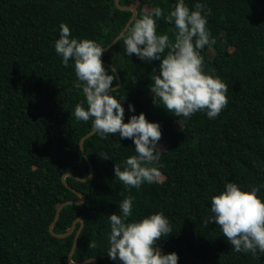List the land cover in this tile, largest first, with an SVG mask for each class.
<instances>
[{
  "label": "trees",
  "instance_id": "trees-1",
  "mask_svg": "<svg viewBox=\"0 0 264 264\" xmlns=\"http://www.w3.org/2000/svg\"><path fill=\"white\" fill-rule=\"evenodd\" d=\"M118 2L135 6L138 17L155 6L167 14L176 0ZM197 2L212 9L207 28L215 41L201 51L203 71L228 85V105L216 118L203 111L176 118L153 103L150 76L154 68L158 74L159 60L128 56L121 39L105 50L102 62L111 63L120 75L121 85L110 94L124 96V121L143 112L160 125L157 151L163 177L139 190L124 188L113 166L123 168L124 160L135 154L132 140L118 134L101 138L96 132L87 137L83 147L93 176L86 181L65 176L85 200L63 206L53 226L64 233L75 218H83L71 256L75 262L95 257L97 264H117L107 255L108 215L119 214V203L131 195L130 221L156 212L169 219L173 233L158 241V247L177 253L178 264H264V255L234 252L219 226L203 225L211 215L212 195L226 182L243 190L259 186L257 195L264 201V0H185L190 10ZM131 13L114 0H0V264H70L68 253L80 222L66 237L54 236L49 224L61 202L79 199L62 175H89L79 142L92 127L91 121L73 116L75 105L84 101L83 92L74 87V62L65 67L54 43L65 23L74 38L104 47ZM173 31L174 24L157 21L158 34L171 37ZM117 83L116 76L112 86ZM93 240L94 249L87 246Z\"/></svg>",
  "mask_w": 264,
  "mask_h": 264
},
{
  "label": "clouds",
  "instance_id": "clouds-1",
  "mask_svg": "<svg viewBox=\"0 0 264 264\" xmlns=\"http://www.w3.org/2000/svg\"><path fill=\"white\" fill-rule=\"evenodd\" d=\"M211 13L204 3L197 2L190 10L185 0H176L167 14L160 6L140 14L120 35L128 56L135 55L144 62L159 60L158 74L154 68L150 76L153 103L176 118H189L202 111L216 118L228 105V85L203 71L201 51L215 42L207 28ZM161 18L174 24L171 37L157 33ZM54 47L65 67L74 62V87L83 92L84 101L74 108L75 119L91 121L101 138L118 134L121 139H131L135 146V154L124 160L123 168L114 164V176L126 189L139 190L142 184L159 183L160 125L148 121L143 112L124 121V96L118 99L110 94L116 76L102 63L105 47L91 39L74 38L65 23L59 25ZM128 109L134 111L133 105L129 104ZM100 157L110 159L106 154ZM259 191V186L243 190L234 182H226L222 191L212 195L211 215L203 220L205 227L212 223L219 226L234 252L251 253L253 258H258V253L264 255V201L257 195ZM133 203L131 195L125 196L119 203V214L108 215L109 259L117 264H178L177 253H163L158 247V241L173 233L169 219L156 212L130 221ZM87 246L94 249L97 243L89 241Z\"/></svg>",
  "mask_w": 264,
  "mask_h": 264
},
{
  "label": "water",
  "instance_id": "water-1",
  "mask_svg": "<svg viewBox=\"0 0 264 264\" xmlns=\"http://www.w3.org/2000/svg\"><path fill=\"white\" fill-rule=\"evenodd\" d=\"M119 0H114L115 2V5L120 8V9H128V10H131L132 13H131V16L130 18L128 19V21L126 22L125 26L123 27V29L121 30V32L109 43L107 44L105 47V49H109L111 46H113L119 39H120V35L121 33H123L125 31V29L129 26V24L131 23V21L134 19V17L137 16V8L135 6H131V5H121L119 2ZM104 65L108 66L109 68H111L116 76H117V79H118V83L117 85L115 86H112L113 89L119 87L121 85V79H120V75L118 73V71L116 70V68L111 64V63H108V62H102ZM95 131L92 129L90 130L89 132H87L86 134H84L81 138H80V142H79V146H80V149L81 151L84 153V147H83V142L84 140L89 137L90 135L94 134ZM84 156L88 162V166H89V175L87 177H79L71 172H66L62 175V181L63 183L69 187L71 190H73L75 193L78 194L79 196V199H68V200H65L63 202H61L59 204V206L57 207L56 209V213H55V216H54V219L50 222L49 224V231L54 235V236H57V237H66L68 235H70L73 230H74V227H75V224L77 221L80 222V226L78 227V229L76 230L75 232V235H74V238H73V242H72V246H71V249L68 253V261L70 262V264H87L89 262H92V264H97V258L95 257H90V258H87V259H84V260H81V261H78V262H75L72 260L71 256L77 246V242H78V236L84 226V220L82 217H78V218H75L74 221L72 222V225L71 227L69 228L68 231L64 232V233H56L54 230H53V226L55 224V222L57 221L58 217H59V214H60V210L63 206L67 205V204H70V203H82L84 200H85V196L82 192H79L77 191L75 188H72L70 185H68V183L65 181V176L69 175L71 177H73L74 179L76 180H82V181H86V180H90L91 177L93 176V165L89 159V157L84 153Z\"/></svg>",
  "mask_w": 264,
  "mask_h": 264
},
{
  "label": "rangeland",
  "instance_id": "rangeland-1",
  "mask_svg": "<svg viewBox=\"0 0 264 264\" xmlns=\"http://www.w3.org/2000/svg\"><path fill=\"white\" fill-rule=\"evenodd\" d=\"M209 53H210V55H212L214 53V49H210V52ZM176 125L178 127H181L182 126V122L181 121H178V122H176ZM160 146H161L160 147L161 149H166L167 148V143L166 142H161L160 143ZM162 177H161V179H162Z\"/></svg>",
  "mask_w": 264,
  "mask_h": 264
}]
</instances>
